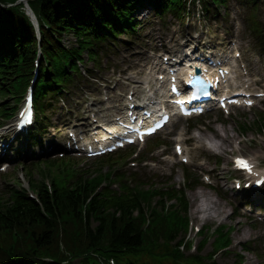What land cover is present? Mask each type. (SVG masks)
<instances>
[{
  "label": "trees",
  "instance_id": "16d2710c",
  "mask_svg": "<svg viewBox=\"0 0 264 264\" xmlns=\"http://www.w3.org/2000/svg\"><path fill=\"white\" fill-rule=\"evenodd\" d=\"M2 1L5 0H0V3ZM115 2H32L38 16L47 28L50 27L43 36L42 49L49 68L55 66L52 70L54 80L59 82L60 75L65 73L64 69H59L65 59L75 55L74 51L54 45L56 37L71 32L82 50L83 40L88 37L85 32L98 37L95 33L103 32L100 26L117 22L111 13L108 16H97L104 3L114 5ZM20 13L19 8L0 9L2 30L5 31L6 25L11 23V17H18L14 18L16 22H20V19L24 22L25 18ZM98 17L106 22L98 25L95 22ZM80 25L83 30L79 28ZM18 29L1 34L0 54L3 59L9 58L5 76L9 69L22 75L29 66L28 55H32L29 44L32 40L28 35L22 36ZM51 45H54V50H51ZM3 59L1 62H7ZM38 192L40 204L22 196L12 204L0 206V264H13L14 257H33L36 254L47 255L57 261L81 256L86 258L87 264H95L98 256H111L117 264L200 263L199 258L181 255L173 244L177 235L187 228L186 204L183 205V211L180 204L172 214L152 216L147 223L138 202V199L148 201L147 192L136 195L129 191L127 195H117L103 191L99 194L95 188L88 187L87 183H79L71 188L53 184L51 192L46 188H39ZM160 239L163 241H158ZM28 264L42 262L33 261Z\"/></svg>",
  "mask_w": 264,
  "mask_h": 264
},
{
  "label": "rangeland",
  "instance_id": "374dc122",
  "mask_svg": "<svg viewBox=\"0 0 264 264\" xmlns=\"http://www.w3.org/2000/svg\"><path fill=\"white\" fill-rule=\"evenodd\" d=\"M230 9H231L230 14L231 16H233L232 9H234V7H231ZM185 16L189 17L190 22L185 20ZM185 16L181 18L182 21L178 23L176 22L171 23L169 25L171 30H174V31L177 30L181 26L182 22L184 23L189 22L191 24L196 23V17L193 14H190V15L185 14ZM143 19H145L146 21L148 20L149 23H154L153 18L151 14L149 13L143 15V17L141 18V22ZM142 27L143 25L140 26L139 31H140V34H144V37L139 40L138 44L140 45L145 40H148V39L153 40L155 42L158 37L159 32H162L164 36L169 34V32L165 29L162 31L158 27L157 24L146 25L144 29H142ZM209 27L212 28L213 25H209ZM207 29H208V26H207ZM64 38H65L64 39L65 42L66 41L70 42L73 37L64 36ZM251 44H252V40L250 36L246 32L243 33L241 30H239L238 31V45L241 50L243 61L246 63L248 71L252 74V76H256L257 78L261 79V83H260L261 88H264V62L258 58H253L252 53L249 50V47L251 48ZM122 54L125 56L124 52H122ZM135 56H136L135 58L139 60H143L145 58L144 49H140L139 53H136ZM111 57L119 58L116 56V54H112ZM126 58H131V57L128 56ZM109 60L110 62H112L111 58ZM98 62L99 63L101 62L102 67L95 69V73L97 76L95 80H93V82L90 81V83L83 89L81 93L72 92L68 98H65V97L59 98V101L56 104V107L50 109V111L47 110L45 112L44 118H46V120L44 121L46 122L54 121L55 120V118L53 117L54 113H66L68 116L69 115L73 116L75 113L71 111V109L69 108L68 106L69 103L70 104L72 103V106L75 107L76 106L75 102H77V99L81 100V98L83 97L84 100L87 101L90 99L91 95H95V93L99 91V86L103 84L101 82L97 83L99 76L101 77V79L106 80L108 78L109 73L107 72V69H104L103 64H106V61L99 59ZM88 65L91 66L92 64L88 63ZM117 91L119 93H122V88H118ZM105 95L112 96V93L110 92V90H107ZM71 98H73L74 100L71 101ZM8 101L11 102L10 99H7V102ZM109 104L115 105V102L112 101ZM61 118L65 119L64 116H61ZM215 118H219V116L216 114H212L211 116H209L208 120L204 122V125H206V128L208 130H200L202 134L212 132L213 130L219 127V125L216 124L217 121L215 120ZM254 119H255L254 110L248 112L243 109H238L235 111V114L233 115V117L227 119L225 124H223L224 131L226 132V135L233 140L239 135L240 130H241L240 126L244 123H251ZM188 125H189L188 121L180 120L174 126L167 128L162 134H159L158 138L160 140H166L167 143H169V140L167 138V134L169 132H170V135H173L177 130L188 129ZM47 126L49 125L47 124ZM49 130H51V128L46 129V132ZM251 134H254V132H249L247 136ZM259 141H261V143L258 146L256 145L254 141L253 142L247 141L243 143L241 146V151L248 152L250 154L257 153L264 158V138L263 140H259ZM162 148L163 147L161 146L158 149H162ZM206 155L207 156L205 157H201L197 161V164L201 166H206L208 164V169L210 168V170L212 169L213 171H215L219 177H226L228 175V171H227L228 157L225 158L223 155L219 153L215 154L211 152L207 153ZM149 159L157 161V157L152 158L151 154L149 155ZM72 160L75 161L77 165L82 166L83 168L87 167L89 163L92 161V160H86L83 157H73ZM174 162H178V160L175 159ZM29 165L30 164L27 163L26 168L24 167L14 168L15 178H17L18 174L21 173L23 175V179L19 180L17 178V182H16L13 178H11L10 182L14 184H19L21 186H25L27 184L26 180L28 178L26 169L30 167ZM177 166L172 167L171 165H168L166 162L159 160L158 164H156L155 166H153L152 164L145 166L144 171H142L141 176L147 181H149V183H155L160 186V185H164L163 183L164 179L162 176L165 175L166 173L169 174V172L167 171L170 170V172L171 171L173 172L174 181L178 183L180 181H183V173L179 168H177ZM11 171H13V169H11ZM133 171H136V170H133ZM3 175L4 174L0 173V191H2L5 187L8 188V185H6L3 180ZM202 188H203L202 190L204 191L203 193L205 196L198 195L197 191L199 189L188 192V198L192 204L190 217L193 222V226L194 227L214 226L215 228L217 224L219 225V224L225 223L228 225H232L234 227V233L232 234L233 244L231 247V253L217 254L215 258L218 264H237L235 254L240 251V242L254 240L255 238H257V243L255 244V246L257 250L261 252L263 259L260 260L255 254H245V261L243 264H261V261L264 262V224L253 219L254 218L253 216L255 215L258 217H261V215L264 216V211L263 212L257 211V213H253L252 215H246L245 212L242 213L240 210L242 215H240L236 219H231L230 200L228 199L227 201H224L222 198H220L216 194V192L209 190L206 187H202ZM210 199L215 200L216 202L220 204L218 212H215L214 210H210V209L202 211L201 207L202 206L207 207L210 204ZM233 207H238L237 203L233 204ZM191 237H194V243L200 240V237L196 236L193 233L191 234ZM210 249H211L210 244L206 245L205 252L209 251Z\"/></svg>",
  "mask_w": 264,
  "mask_h": 264
},
{
  "label": "bare ground",
  "instance_id": "6f19581e",
  "mask_svg": "<svg viewBox=\"0 0 264 264\" xmlns=\"http://www.w3.org/2000/svg\"><path fill=\"white\" fill-rule=\"evenodd\" d=\"M188 95H189V92L184 94V95H181L180 97L185 99ZM221 140H222L223 143L228 142V139H226V138L225 139H221ZM202 207L205 208V210H208V208H206L204 206H202ZM207 207H213L212 203H211V205H208Z\"/></svg>",
  "mask_w": 264,
  "mask_h": 264
},
{
  "label": "snow or ice",
  "instance_id": "6c2138e0",
  "mask_svg": "<svg viewBox=\"0 0 264 264\" xmlns=\"http://www.w3.org/2000/svg\"><path fill=\"white\" fill-rule=\"evenodd\" d=\"M249 103H250V101H249ZM241 165H242L243 167L249 168V170H251V169H250V166L247 164V162H245V161H241Z\"/></svg>",
  "mask_w": 264,
  "mask_h": 264
}]
</instances>
